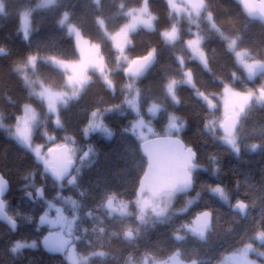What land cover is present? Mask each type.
I'll list each match as a JSON object with an SVG mask.
<instances>
[{
  "label": "trees",
  "instance_id": "16d2710c",
  "mask_svg": "<svg viewBox=\"0 0 264 264\" xmlns=\"http://www.w3.org/2000/svg\"><path fill=\"white\" fill-rule=\"evenodd\" d=\"M143 1L56 0L49 8L37 9V0H0V118L4 127L0 129V174L9 184L5 211L16 223L14 231L0 223V264H68L60 253L40 245L48 228L39 221L48 204L61 206L69 215L74 204L79 217L75 251L88 257L87 264H129L141 255L166 256L176 249L188 259L216 258L255 243V236L264 234V105L249 106L240 118L236 133L239 154L235 155L221 143L219 132L209 128L219 106L209 110L195 96V91L214 96L225 87L240 91L246 85L255 88L260 78L247 82L228 44L234 41L237 49L245 50L247 58L260 61L263 68L264 27L248 20L232 0H204V12L196 17V26L185 19L177 22L174 42L170 35L163 36L173 20L164 3L148 0L154 25L139 27L130 35L127 57L133 62L151 56L154 63L142 78H131L124 74V67L114 68L116 54L102 25L109 33L115 32L127 23L123 10L137 9ZM64 14L67 23L97 44L104 60L110 62L111 83L95 77L85 85L61 108V127H57L53 108L49 109L37 93L38 82L55 91L68 90L67 75L51 59H79L74 39L60 24ZM204 14L210 16V22ZM191 30L201 37L207 67L192 59L185 47L193 37ZM184 70L191 72L194 88L180 83ZM26 80L31 82V89ZM171 83L180 84L170 93ZM129 85L138 93L141 117L158 136L166 135V125L174 118L182 125L179 138L197 155L189 194L196 199L185 214L179 212L186 204L180 197L172 205L175 212L163 219V224L141 227L133 241L124 239L125 228L110 220L102 206L111 197L131 203L145 169L139 152L141 142L131 132L136 116L126 105L132 95ZM152 105L159 107L156 115L147 113ZM25 106L38 115L31 133L33 145L42 146L48 135L54 137L55 146L71 147L76 167L70 181L53 182L43 173L42 164L6 134L5 129H12ZM95 112L102 126L112 133L110 138L87 132V120ZM213 188H221L233 205L220 202L211 194ZM243 206L245 211L241 212ZM130 210L132 216L124 226L134 227L133 205ZM202 212L211 216L205 244L190 236L179 241L183 223H190ZM16 242L36 246L13 252L11 247Z\"/></svg>",
  "mask_w": 264,
  "mask_h": 264
},
{
  "label": "rangeland",
  "instance_id": "374dc122",
  "mask_svg": "<svg viewBox=\"0 0 264 264\" xmlns=\"http://www.w3.org/2000/svg\"><path fill=\"white\" fill-rule=\"evenodd\" d=\"M56 0H37V9H46L54 5ZM164 7H166L171 16L172 23L167 31L163 33L166 38L169 35H173L172 39L176 40L178 32L176 31V24L180 19H185L188 23L196 26V17L202 16L204 12L205 3L204 0H162ZM0 12H3V4L0 2ZM127 16V23L116 30L113 33H109L103 28L102 31L105 37L109 40L112 45L113 51L116 54L115 57V69H126L132 62L127 57V47L130 40V35L137 30L139 27H152L154 25V16L149 12L148 0H144L141 7L137 9H131L124 11ZM29 13L24 14V18H28ZM204 19L210 22V16L204 14ZM27 23V22H26ZM25 23V24H26ZM60 24L66 29V32L71 36L77 48L79 59L76 62H66L57 59H51L52 64L60 71L64 72L67 77V91H55L51 88L41 85L38 82L40 88L37 96L42 99L49 109L53 108V120L55 126L61 127V120L59 119V111L64 107L71 99L76 98L81 89L95 79L100 77L107 85H110L109 76V61H105L102 57L99 47L97 44H93L88 41L80 32V30L67 23V14H64L61 18ZM192 31V32H191ZM193 37L185 43V47L188 50L192 59L200 63L203 67H207L206 57L201 47V37L197 31L191 30ZM174 40V42H175ZM229 47L234 49V55L236 62L241 68L244 77H247V82H254L252 76H248L247 69L250 62H260L247 58L245 50L237 49L235 42L230 41ZM261 63V62H260ZM264 71V65H263ZM264 75V72H263ZM190 88H194L193 78L190 71H183V80L180 82ZM180 83H171L168 86V91L171 93ZM26 84L31 89L32 84L29 80H26ZM128 90L132 92L130 98H127V107L135 114L136 119L131 126V132L136 136L139 142L146 141L151 138L158 137V134L153 128L146 123L140 115L138 102V93L134 86L129 85ZM264 92V76L260 78L255 88L249 85L244 86L243 90H235L230 87H225L220 95H205L199 91H195V96L202 100L206 107L211 110L219 106V110L214 113V117L209 122V128L211 131L217 130L218 126L222 123V120L232 115L240 119L246 109L253 105L258 104V91ZM159 107L152 105L147 109V113L156 115ZM38 123V115L32 107H23L22 113L16 118V121L12 129L5 131L6 134L12 138L20 147L27 150L35 159L38 164L44 166L48 163L46 150L55 146V140L53 136H45L44 144L33 145L31 142V133ZM182 125L174 118H171L166 125L165 136H178L179 130ZM3 123L0 118V129H3ZM175 129V131L172 130ZM87 132H98L111 137L112 133L105 129L99 117V114L95 112L88 120L86 126ZM208 129V128H207ZM221 143L228 147L235 155L239 154L238 139L235 135L233 138L220 139ZM45 146V147H43ZM64 146V145H63ZM69 148V156L71 160H75L74 156L70 153L71 147ZM60 147V146H59ZM72 177V176H71ZM71 177L67 179L70 181ZM220 202L227 206H231V202L227 198L226 194L221 188H216L210 191ZM109 199H116L111 197ZM191 201L187 199V205ZM173 198L168 195H163L157 199L143 198L140 200L134 199L131 202L135 212L137 213V219L140 221L141 227L146 225H154V222L161 221L167 216L171 215L175 211L172 210ZM121 208L120 218L127 220V217L132 214L128 204H117ZM233 205V204H232ZM103 206V205H102ZM74 204H71L70 209L72 214L64 211L61 206H55L48 204L46 211L40 218V224L47 227V233L41 240L40 245L51 252L60 253L68 264H87L88 257H81L75 251V242L78 241L75 235L77 223L79 217L74 211ZM184 211V210H181ZM186 212V211H185ZM184 212V214H185ZM183 213V212H182ZM186 223H183L182 228L179 229L181 233L179 237L184 236V228ZM187 229V228H186ZM187 231L191 232L187 229ZM175 232H178V228ZM177 234V233H175ZM35 243L16 242L11 247L13 252L23 247H34ZM176 257V256H175ZM174 257H170L168 260H172ZM147 260L154 261L151 256H140L134 258L132 261L134 264H146ZM151 263V262H150ZM216 264H264V234L258 233L255 236V243H248L239 249L229 253L226 257L221 258Z\"/></svg>",
  "mask_w": 264,
  "mask_h": 264
},
{
  "label": "water",
  "instance_id": "95a60500",
  "mask_svg": "<svg viewBox=\"0 0 264 264\" xmlns=\"http://www.w3.org/2000/svg\"><path fill=\"white\" fill-rule=\"evenodd\" d=\"M237 4L242 14L250 21L259 23L264 27V0H232ZM173 35H170V39ZM154 63V57L146 56L134 60L124 71L131 78H142ZM262 69L260 62L251 63L247 75L257 77ZM258 100L264 105V92L258 91ZM241 124L240 119L228 115L218 126L217 131L224 138H233ZM173 131L175 129L172 128ZM139 152L145 160V169L139 179L135 196L137 198L147 194L156 197L165 192L177 195H187L193 189L192 169L197 159L196 153L185 146L176 136L155 137L139 144ZM50 166L43 168V173L53 182L62 183L69 179L75 170L76 164L69 159V148L64 145L49 148L46 151ZM9 190L8 182L0 174V223L6 225L11 231L15 230L16 223L11 220L5 211L4 199ZM103 209L107 212L117 213L119 209L114 206L112 199L104 203ZM241 212L245 207L240 208ZM125 238L132 240L133 233L125 232Z\"/></svg>",
  "mask_w": 264,
  "mask_h": 264
},
{
  "label": "flooded vegetation",
  "instance_id": "af4514ba",
  "mask_svg": "<svg viewBox=\"0 0 264 264\" xmlns=\"http://www.w3.org/2000/svg\"><path fill=\"white\" fill-rule=\"evenodd\" d=\"M251 63L252 62H250L249 67H250ZM262 76H263V68L261 69L260 74L255 79L261 78ZM69 159H70V156H69ZM74 162H75V160H74ZM46 166H50L49 158H48V163L45 164L43 167H46ZM215 189L216 188H213L212 190H215ZM189 194H187V195H177V194H174V193L165 192V193H162L161 195L156 196V197H151L150 195H147V194L143 195L140 198H137L135 196V199L140 200V199H143V198H151V199H154L155 200V199H157V198H159V197H161L163 195H168V196H170V197L173 198V203H175L180 197H182L183 198V201L186 204H185L184 208L181 209V210H184V211L179 210V212L180 213H182V212L184 213L188 209V207L190 206V204L196 199L195 196L194 197H190ZM187 199H189L191 201L188 205H187ZM112 200L114 201V206L117 207L119 209V211L117 213H113V212H107V211H105L103 209L104 212L107 214V217L110 220H112L113 222H117L120 225H123V227L125 228L123 230V234H122L123 237H124V239H126L128 241H133L135 239V237L137 236V234L139 233V229L141 228L140 221L137 219V213L135 212V214H134V219H133L134 227H132V226H124L125 223L127 222V220H124L123 221L122 218H120V216H121L120 215L121 208L117 204H119V203L120 204H122V203L123 204H128V208H130L131 203H130V201L127 202V201H124L123 199H118V198L112 199ZM240 208H239V210H240ZM130 215L132 216L131 213H130ZM196 216H197L196 219H194V220L191 219L190 220V223H188V225H185V227L188 230L192 231V233L189 232V231H187L186 228H184V232H183L184 236H182V237H179L178 236L177 237L179 239V241H183L186 236H190V237H195L200 243L205 244V242H206V236L210 232V227H211V225H210V223H211L210 222V217L211 216H210L209 213H206V212L199 213ZM163 222H164L163 220L158 221V222H154V225H157V224H160V223L163 224ZM127 231H130V232L133 233V239L132 240H129V239L125 238L124 234ZM77 240H78V237H77ZM228 254L229 253L221 254L218 257L216 256V258L215 257L214 258H206L205 256H203V257H201L199 259H197V258L188 259V258H185L183 256L182 251L180 249H176L174 251H171L166 256H153V257L151 256V258H153L154 261L147 260L146 264H216L221 258L226 257V255H228ZM145 256H147V255H145ZM170 257H174V258L170 261V260H168ZM129 264H134V262L131 261V262H129Z\"/></svg>",
  "mask_w": 264,
  "mask_h": 264
}]
</instances>
